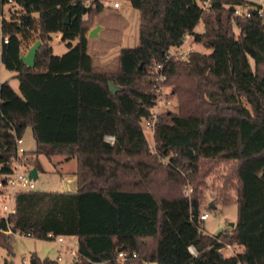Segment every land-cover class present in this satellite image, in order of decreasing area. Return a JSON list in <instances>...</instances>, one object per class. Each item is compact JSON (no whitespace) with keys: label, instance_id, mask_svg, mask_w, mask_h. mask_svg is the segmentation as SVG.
<instances>
[{"label":"trees","instance_id":"1","mask_svg":"<svg viewBox=\"0 0 264 264\" xmlns=\"http://www.w3.org/2000/svg\"><path fill=\"white\" fill-rule=\"evenodd\" d=\"M128 1L138 10L137 42L119 49L115 73H99L85 34L104 7L100 0H0V12L3 4L18 6L17 21H2L8 40L1 62L14 72L18 91L0 81V180L13 154L9 123L20 136L31 128L36 153L76 158L74 190L15 193L11 230L75 236L70 264H118V248L125 264H140L133 253L156 264H264V20L254 10L233 15L242 0H209L204 12L201 0ZM201 17L203 30H193ZM54 32L66 41L61 54L52 52ZM185 33L210 50L166 57ZM36 40L30 67L20 55ZM157 63L178 110L157 116L153 148L141 120L154 102ZM109 80L118 90L110 91ZM220 161L231 172L212 206L236 202L237 215L229 231L209 234L199 218L204 177ZM6 228L0 216V246L10 253ZM224 242L243 249L223 255ZM29 264L57 261L31 252Z\"/></svg>","mask_w":264,"mask_h":264},{"label":"rangeland","instance_id":"2","mask_svg":"<svg viewBox=\"0 0 264 264\" xmlns=\"http://www.w3.org/2000/svg\"><path fill=\"white\" fill-rule=\"evenodd\" d=\"M104 7L101 9V11L97 12L96 15L92 19V24L90 27L94 26L99 19H102L105 23H107V17L104 15L107 14L108 8L107 3L110 0H100ZM122 4H125L126 0H119ZM251 2V0H242V4H246ZM123 4V5H124ZM18 8L17 5H14ZM6 5L3 6V12H6ZM115 11V9H113ZM32 15H36V13H32ZM89 27V28H90ZM195 31H202L204 28L203 18L201 17L198 21V23L194 26ZM233 29L235 31V35L238 34V28L236 26H233ZM87 33V32H86ZM86 36V34H85ZM95 41H97V48L104 47L107 51V41L109 40L107 37V29L99 31L97 35H93ZM65 40H61L60 36L58 37L57 33H51V40L50 45L52 48V52L54 54H58L60 52H63L66 49L65 46ZM136 43V39L134 41ZM132 41H129L127 44H134ZM195 47L198 51L201 52H208L210 48L204 46L200 43H195ZM27 51V47L22 49V52L25 53ZM108 57L112 63V69L116 66L115 61V52L112 49H109L108 51ZM251 65L252 60L249 59ZM0 76L2 79H8L14 86L15 90L18 91L17 87V79L14 78L12 75L14 74L13 71H10L6 68L1 67L0 68ZM115 73V71H112ZM163 94L167 97L168 102L164 105L159 107L158 115L161 113H164L165 111H171L175 112L178 110V102L176 95L172 92L171 85L164 84L163 86ZM143 125V124H142ZM143 129L145 130V134L147 138L149 139L150 145L154 148L155 140L152 136V132L143 126ZM107 138V137H106ZM22 146L27 149V155L29 160V165L34 166L38 164V160L36 158V155H38L39 161L42 164L44 170L39 169L38 175L35 180V186L37 189H49L54 190L57 188V183L60 182L59 180V171L52 170L54 168H61L60 165L57 164V156H53L52 158L48 159L46 156L42 154L36 153L34 148V138L32 137V134L30 132V129L27 127L24 130L23 136H22ZM161 160H165V158L161 157ZM72 164V165H71ZM70 166H74V159H71L69 161ZM63 168V167H62ZM231 172V164H223L221 161L216 163L211 169H209L208 173L204 177V181L206 184V188L204 189V204L201 205V212L205 211L207 212V217L202 220V229L209 233L214 234L220 230L229 231L231 229V225L229 224L230 221L235 222L236 215H237V204L236 202H232L229 204H221L217 202L215 206L210 205V202H214L217 200L216 196L220 193L219 187L223 184L224 177ZM230 175V174H229ZM234 177L231 178L230 184H234ZM225 190L229 195H232L234 192V186H229L226 184ZM4 198L0 194V216H3L2 212V202ZM8 234L9 241L11 243V252L8 253L6 249L2 246H0V264H10L12 262L13 264H29V255L31 252H35L40 257H49L53 258L57 261V264H62L63 262L69 263L72 261V259L75 257V255H72L69 252V249H67L63 244L60 245L53 239H46V238H37V237H29L27 235L18 234V233H6ZM74 239L71 237H64V243L70 244L72 246V242ZM226 244L225 242L223 245ZM231 244L232 250H230L227 247H224L221 249V253L223 255H232L233 252H239L242 250V247L240 245H236L234 243H228ZM59 251H61L60 258H57ZM125 264V263H123ZM131 264V263H126ZM132 264H138V263H132Z\"/></svg>","mask_w":264,"mask_h":264},{"label":"built area","instance_id":"3","mask_svg":"<svg viewBox=\"0 0 264 264\" xmlns=\"http://www.w3.org/2000/svg\"><path fill=\"white\" fill-rule=\"evenodd\" d=\"M85 4H88L90 0H83ZM201 11L204 12L208 9L209 0H201L200 2ZM103 4V3H102ZM6 4H3L1 7L0 12V63H1V49L2 44L6 43L8 40V33H4L2 30V21L5 20L6 22H15L18 18V13L16 12L17 7H15L14 3H10V8H6V12H3V6ZM109 6L111 8H118L120 6L119 0H110ZM256 11L260 17L264 20V0H251V2L246 4H236L233 7V15L238 16H249L251 11ZM195 43L192 40V35L190 33H185L180 42L175 45H171L168 48V51L166 53V57L174 56L179 58H186L189 53L193 50H195ZM157 72L156 74L150 76V79L152 81V89L154 93V102L149 110V115L147 117H143L141 120L142 126L146 127L152 132L154 131V124L158 116V110L159 107L164 106L168 100L167 97L163 94V86L162 80L164 79V75L161 71V64L157 63L155 65ZM0 117H2V113H0ZM9 131L12 133L13 137V154L10 158V172L3 176L0 180V188L2 189V192L0 193L4 200L2 202L1 208L3 212V217L6 219V229L4 232L6 233H18L23 235H29L28 233L24 234L22 232H19L18 230L12 231L10 228L11 222L8 221L7 217L10 213L14 211V195L17 191H25L36 188L35 186V180L31 178L28 175L29 169L32 167L29 165L27 150L22 146V136L18 135L16 132L15 127L9 123L8 125ZM108 139H113V136L107 135ZM190 191V187L184 188V194L188 195ZM207 217V212L202 211L199 214L200 219H205ZM47 237L50 239H53L60 245H64L67 249H69V252L72 255H76V243L72 242V246L68 243H64V235L57 234L54 235L51 232L47 233ZM227 247L230 250H232L231 244H224L219 248V251H221L222 248ZM188 250L195 254V249L192 245L188 246ZM236 252H233L232 254H235ZM61 251H59V254L57 258H60ZM132 258H135L140 261V264H156L155 261H148L144 259H138L136 255L133 253ZM128 257L125 255V253L121 250L118 251L116 260L118 261V264H123L124 261ZM241 264V263H238Z\"/></svg>","mask_w":264,"mask_h":264},{"label":"crops","instance_id":"4","mask_svg":"<svg viewBox=\"0 0 264 264\" xmlns=\"http://www.w3.org/2000/svg\"><path fill=\"white\" fill-rule=\"evenodd\" d=\"M109 2L106 5L108 8L107 14L104 15L105 17H107V23L102 21V19H99V20H97L98 22L96 24H94V26L99 25V29L97 31V34L99 33V31L101 32V30L107 29V37L109 39L107 41V51L104 47L97 48V45H96L97 41L92 39V38H94V36H88L89 30L92 29L94 26L90 27L86 33V51L91 56V65H92L93 71L99 72V73L112 72V71L116 72L118 70L119 49L122 46H134L136 44V43H134L135 39L137 42V30H138V23H139L138 10L136 8L132 7L128 0L125 1V4L123 3L124 5L120 2V6L118 8H111L109 6ZM113 9H115V11ZM193 30H196L195 27L193 28ZM56 33L59 37L60 33L59 32H56ZM129 41H132L134 44H132V45L127 44ZM74 42H75V40L72 41V43H74ZM112 48L115 52V61H116V66L113 69H112V63L108 57V51H109V49H112ZM61 53L62 52H60L58 54H61ZM1 67H3L2 62L0 63V68ZM0 72H1V70H0ZM1 80H3V79L0 76V81ZM9 83H10L11 87L15 90L13 84L10 81H9ZM17 87H18V80H17ZM28 128L30 129V132H31V128L29 126H28ZM143 131L145 133L144 129H143ZM22 136H23V134H22ZM145 136H146V134H145ZM106 137L107 136H105V140H107L109 142L113 141V139H108ZM146 138H147V136H146ZM147 140L149 142L148 138H147ZM36 146H37V144H36V141L34 139L33 150L36 148ZM38 154H42V155L46 156L48 159L52 158L53 156L58 157L57 164L60 165L61 168H59V170H58V168L56 167L52 170L56 169L57 171H59L60 182L57 183V188L54 190L72 191L76 188V176H75L76 158H75V156H68V155H64V154H51L50 156H47L43 153H38ZM36 158L38 160V165H39V168L38 169L36 168L37 169V175H38L39 169L44 170V168L39 161L38 155H36ZM71 159H74V166L73 167L69 165V161ZM32 167H35V165ZM64 236L73 238L74 239L73 241H75V243H76V237L75 236H72V235L71 236L64 235ZM29 237H33V236H29ZM236 245H239V244H236ZM240 246L243 249V246L242 245H240ZM63 263L69 264L66 262H63Z\"/></svg>","mask_w":264,"mask_h":264},{"label":"water","instance_id":"5","mask_svg":"<svg viewBox=\"0 0 264 264\" xmlns=\"http://www.w3.org/2000/svg\"><path fill=\"white\" fill-rule=\"evenodd\" d=\"M99 29V25H95L92 29L89 30L88 32V36H93L97 34V31ZM39 45V40L34 41L27 49V51L23 54L20 55V60L30 66L33 67L34 66V59H35V55H36V51ZM108 88L110 89V91L114 92L116 90H118V86L115 85L111 80L108 81ZM28 175L33 178L36 179L37 177V169L35 167H31L28 171ZM210 205H213L212 202H210ZM229 224L231 226L234 225L233 221H230ZM118 250H120V248H118ZM10 264H13L12 262H10ZM65 264V263H62Z\"/></svg>","mask_w":264,"mask_h":264}]
</instances>
